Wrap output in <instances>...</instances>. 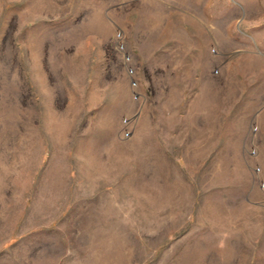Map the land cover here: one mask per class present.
Segmentation results:
<instances>
[{
	"label": "rangeland",
	"instance_id": "obj_1",
	"mask_svg": "<svg viewBox=\"0 0 264 264\" xmlns=\"http://www.w3.org/2000/svg\"><path fill=\"white\" fill-rule=\"evenodd\" d=\"M0 264H264V0H0Z\"/></svg>",
	"mask_w": 264,
	"mask_h": 264
}]
</instances>
